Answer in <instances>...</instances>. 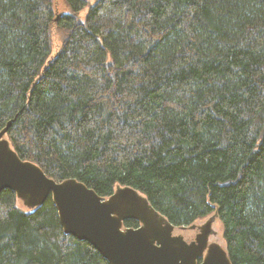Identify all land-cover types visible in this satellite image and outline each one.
<instances>
[{
    "label": "trees",
    "instance_id": "obj_1",
    "mask_svg": "<svg viewBox=\"0 0 264 264\" xmlns=\"http://www.w3.org/2000/svg\"><path fill=\"white\" fill-rule=\"evenodd\" d=\"M9 122L48 178L131 187L175 227L216 212L230 263L264 264V0H0ZM16 199L0 193V264H109L50 198Z\"/></svg>",
    "mask_w": 264,
    "mask_h": 264
},
{
    "label": "water",
    "instance_id": "obj_2",
    "mask_svg": "<svg viewBox=\"0 0 264 264\" xmlns=\"http://www.w3.org/2000/svg\"><path fill=\"white\" fill-rule=\"evenodd\" d=\"M11 122L0 129V193L11 190L31 207L48 198L56 207L64 233L89 243L109 264H231L227 250L207 249L208 225L190 244L172 237L173 225L162 222L148 200L131 187H119L107 198L72 179L57 182L35 164L23 161L5 138ZM129 198V206L123 202ZM143 225L123 230L132 216Z\"/></svg>",
    "mask_w": 264,
    "mask_h": 264
},
{
    "label": "rangeland",
    "instance_id": "obj_3",
    "mask_svg": "<svg viewBox=\"0 0 264 264\" xmlns=\"http://www.w3.org/2000/svg\"><path fill=\"white\" fill-rule=\"evenodd\" d=\"M86 10L84 12L83 19L86 16ZM58 44V35L54 32V45ZM6 138V137H5ZM7 139V138H6ZM16 206L24 212H31L35 209V207L29 206L23 199H16ZM205 223H210L211 234L208 238V244L215 243L219 245L222 249L225 248V241L222 237V227L217 218L216 212L195 221L192 225L184 227V228H175L173 231L174 235H181L186 241H191L195 237V235L200 232V228L203 227Z\"/></svg>",
    "mask_w": 264,
    "mask_h": 264
},
{
    "label": "flooded vegetation",
    "instance_id": "obj_4",
    "mask_svg": "<svg viewBox=\"0 0 264 264\" xmlns=\"http://www.w3.org/2000/svg\"><path fill=\"white\" fill-rule=\"evenodd\" d=\"M114 192H115V191H114ZM138 193H139V192H138ZM139 194H140V196H141L142 198H143V197L146 198V197H145L144 195H142L141 193H139ZM106 198H107V197H106ZM146 199H147V198H146ZM148 203H149V202H148ZM129 204H130V200H129V198L125 199L124 202H123V208H124L125 206H129ZM149 204H150V203H149ZM150 207H151V205H150ZM151 208H152V207H151ZM152 209H153V208H152ZM153 210H154V209H153ZM154 212H155L156 216H157L162 222H164V223H166V222L169 223L164 217H162V216H161L159 213H157L155 210H154ZM126 221H134V222H137L138 225H137L136 228H139L140 226L143 225V223L133 215L132 217H129V218H126V219L123 220V228H122L123 230L128 229V228H133V227H125V226H124V223H125ZM169 224H171V223H169ZM171 225H172V224H171ZM207 225H208V223H205V224L203 225V227L200 228V229H201L200 232H198V233L195 235V237L193 238V240H191V241H189V242L186 241L181 235H174V234H173V231H174L175 228H184V227H187V226H183V227H175V226L173 225L174 229L172 230L171 235H172V237H180V236H181V238L183 239L184 242L190 244L191 242H194V241L196 240V237H197L198 235H200V234L203 232L204 228H205ZM189 226H190V225H189ZM210 226H211V225H208V228H209V230H210V233H209L208 236H207V244H206V246H205V250H204L203 256L201 257L200 260H198V263H200V262L202 261V259H204L208 247H209L210 245L215 244V243L208 244V238H209V236H210V234H211V228H210ZM134 229H135V227H134ZM216 245H217V244H216ZM218 246H219V245H218Z\"/></svg>",
    "mask_w": 264,
    "mask_h": 264
}]
</instances>
